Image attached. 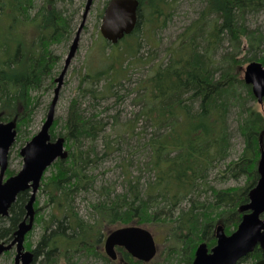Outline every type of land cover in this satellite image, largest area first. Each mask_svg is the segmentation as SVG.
Returning <instances> with one entry per match:
<instances>
[{"label":"trees","instance_id":"obj_1","mask_svg":"<svg viewBox=\"0 0 264 264\" xmlns=\"http://www.w3.org/2000/svg\"><path fill=\"white\" fill-rule=\"evenodd\" d=\"M55 1L45 0L39 5V15L31 18L34 41L30 46L19 43L11 52L0 42V118L15 121L19 140L25 137L23 127L35 113L38 99L34 93L47 79L52 82L59 67L53 45L68 41L72 33L71 17L66 9L55 6ZM139 3L132 34L113 46L116 53H104L102 67L86 65L82 73V93L72 99L61 134L68 157L58 159L42 179L40 190L50 211L47 216L37 215V198L35 222L41 232L35 245L33 230L26 236V249L34 253L32 264H96L97 260L104 264H152L134 259L123 248L117 249L115 261L106 256L103 238L125 225L160 229L166 248L157 254L156 264L166 256L178 257V264H191L199 244L215 245L216 225L223 224L227 233L237 228L242 216L239 208L248 203V193L259 178L264 103L257 102L245 83L243 64L264 63V56L256 54L264 45V32L249 25L251 16L264 11V0H207L197 20L168 46L167 63L151 67L133 83L128 94H134L139 111L133 119L115 124L114 136V127L108 131L109 122L97 110V102L118 95L124 82L131 80L135 62H149L142 61L139 49L143 41H150L149 34L163 28L171 17L170 0ZM27 7L34 9L35 1L15 0L9 11ZM0 26H5L8 38L13 25L0 21ZM224 41H229L234 51L218 54ZM122 42L124 51L119 50ZM245 50L241 57L240 51ZM90 99L93 102L85 109L83 103ZM113 118L118 120L116 115ZM140 121L144 126L138 131ZM57 125L55 120L52 139ZM134 135L142 154L134 170L131 146L122 159L125 187L119 190L114 184L99 183L93 171L122 149L120 143L126 137ZM237 136L244 147L236 159L229 160ZM99 139L102 151L98 150ZM215 171L220 181L245 178V184L216 188L211 182ZM13 174L7 171V176ZM90 193L94 195L89 202L91 213L84 217L77 199ZM29 199V191L20 193L9 215L0 217V240L13 238ZM3 221H7L5 226ZM247 258L254 264L264 259V250L257 247L240 262Z\"/></svg>","mask_w":264,"mask_h":264},{"label":"rangeland","instance_id":"obj_2","mask_svg":"<svg viewBox=\"0 0 264 264\" xmlns=\"http://www.w3.org/2000/svg\"><path fill=\"white\" fill-rule=\"evenodd\" d=\"M36 3V7L25 9H15L13 12L9 11L11 3H14L15 0H0V21H5L7 25H13L10 29L11 34H9L8 38L5 36L4 27L0 26L1 39L0 42L6 44V47L13 52L16 49V46L19 43H23L25 45L30 46L34 41L33 36V26L29 22H31V18L39 15V5L45 3V0H34ZM109 0H94L93 5L90 9V12L87 16L84 28L81 32L80 41H79V49L73 58L71 64L69 65L66 75L64 77V82L59 94V100L56 105V114L55 120L58 121V125L56 126L55 133L56 138L62 137L63 124L64 120L67 116V111L69 105L73 98H76L82 93L80 89V82L82 79V73L86 65H89L92 69L99 68L104 65V61L101 60L105 53V56L110 52L116 53V47H113L109 44L100 33V27L102 23V16L104 12V8L106 3ZM207 0H170L171 2V17L168 18L165 26L163 28H159L154 30L153 34H149L150 41H143L142 47L139 49L138 55L141 57L142 61H149L147 64L143 62H135L132 65L130 70V81H125L122 88L117 91L118 95L121 99L117 98L116 95L104 100H99L96 106L98 111H102L101 116L108 120V131H110L111 127L115 124L121 125L122 123L133 119L135 113H138L139 106L133 101L134 94H128L129 89L133 86L134 82L139 78L145 76L151 67H158L160 65H164L167 63L169 59L168 55V46L172 44L174 40L195 20H197L199 14L204 9ZM56 5L58 8H64L67 10V16L71 17V28L72 33L70 35V39L66 42H62L61 44L53 45V50L59 56L60 64L55 74L53 76L52 82L50 79H47L43 84L41 90L36 94L37 97V106L35 109V113L31 123L23 127V131H26L25 137L21 140L17 139V141L13 144L9 152V168L8 170L13 171L14 173H18L24 164V160L20 151L22 147L29 141L31 138L36 135L49 111L50 104L54 97V89L57 87V83H55V78L59 76L61 71L64 68L65 61L67 55L70 51L71 44L75 38L76 32L80 27V24L83 20V13L85 11L86 4L88 0H56ZM24 12H29V14H24ZM30 17V19H29ZM25 19H29L28 21H24ZM14 20V21H13ZM25 22V23H23ZM29 25V27H28ZM250 27L256 29H260L264 32V11L261 13L255 14L249 18ZM145 32V31H144ZM143 35V34H142ZM33 36V37H32ZM146 37V35H144ZM131 39V38H130ZM129 39V41H131ZM105 46V47H104ZM126 49L125 43H121L119 46V50L124 51ZM224 51H234L229 41H224L222 43V47L218 51V54L223 53ZM245 51H240V56L244 57ZM255 52H253L254 54ZM251 54V53H250ZM258 57L264 56V45L262 46V50L256 52ZM249 62L243 64V67H246ZM54 80V81H53ZM82 99V98H81ZM93 101L90 99L83 103V107L86 109L89 106V103ZM96 102V101H95ZM250 105H254V101L250 102ZM90 114V112H88ZM118 116V120L115 121L113 116ZM144 126V122L140 121L138 125V131L142 129ZM113 135L115 136V127H114ZM151 129L148 127V132ZM55 138V139H56ZM126 141H122V149L116 150L112 153L111 156L108 157L107 160L102 161L100 165L93 171L92 174H96L98 178V182L101 184L109 185L114 184L119 190H122L124 186V176L122 167V159L126 157L129 153V146L132 147V150H135V153L132 155L134 166L132 170H134L137 165L138 158L142 154V149L139 150L140 141L138 137L134 135L133 137H126ZM88 143V142H87ZM235 151L231 156V159H236L241 153L244 145L243 141L240 137L237 136L234 140ZM98 150L102 151L103 144L102 140L99 139L97 141ZM65 149L67 152L66 146ZM126 163L123 162V165ZM51 169V168H50ZM216 172L212 174L211 182L216 186V188L224 189L228 187H242L245 184V178H241L240 180H228V181H220L219 178H216ZM50 170L46 173L49 175ZM138 173V172H137ZM37 198L40 202L37 215L47 216L50 211V206L46 205V197L42 190H39L37 193ZM91 199V200H90ZM94 199L93 194H86L85 197H80L77 199V204L80 208V214L84 217L87 214L91 213L89 202ZM7 221H3L1 225L5 226ZM33 229L32 240L34 241V245L37 243L39 238V234L41 229L36 225ZM111 229H109L110 231ZM155 236V239L158 243L160 252L164 253L166 248V243H164L165 238L160 229L153 228L151 229ZM13 239V238H12ZM11 239V240H12ZM9 240L8 242H10ZM7 242L6 240H3ZM7 242V243H8ZM198 247V246H197ZM197 249V248H196ZM28 250V249H27ZM30 250V249H29ZM32 251V250H31ZM16 255V250L13 248L9 251V254L6 253L0 256V264H14V258ZM178 257H165L160 258V264H178ZM96 264H104V262L97 260L94 261ZM156 264V260L152 263ZM239 264H252L251 259L247 258L244 263L240 262Z\"/></svg>","mask_w":264,"mask_h":264},{"label":"water","instance_id":"obj_3","mask_svg":"<svg viewBox=\"0 0 264 264\" xmlns=\"http://www.w3.org/2000/svg\"><path fill=\"white\" fill-rule=\"evenodd\" d=\"M53 1V0H50ZM93 5L88 0L83 21L71 44L65 65L55 79L50 109L40 131L21 149L24 164L22 169L6 178L9 167V152L16 141L18 131L15 121H2L0 118V217L9 215L10 208L20 193L29 191L30 199L25 205L26 215L14 232L10 243L0 240V256L15 247L14 264H32L33 252L25 249L26 235L34 226L37 193L46 170L58 159H66L65 139L52 140L50 133L55 120L56 105L59 100L67 69L75 57L81 32ZM139 0H109L103 13L100 32L112 45L118 44L126 35L131 34L138 22ZM243 79L252 88V93L259 104L264 103V64L252 61L243 71ZM259 178L249 191L248 203L241 205L243 213L237 229L231 234L225 232L223 225L216 227V244L209 249L206 242L198 245L191 264H238V262L260 246L264 250V149L258 164ZM122 247L134 258L151 261L157 253V244L153 234L142 226L128 225L115 229L105 239L104 248L109 258L116 260V248ZM254 264H264V259Z\"/></svg>","mask_w":264,"mask_h":264},{"label":"bare ground","instance_id":"obj_4","mask_svg":"<svg viewBox=\"0 0 264 264\" xmlns=\"http://www.w3.org/2000/svg\"><path fill=\"white\" fill-rule=\"evenodd\" d=\"M93 1H94V0H93ZM85 10H86V7H85ZM84 13H85V11H84ZM84 13H83V14H84ZM82 17H83V16H82ZM82 21H83V20H82ZM50 105H51V104H50ZM49 109H50V107H49ZM48 112H49V111H48ZM47 115H48V113H47ZM54 121H55V120H54ZM53 124H54V123H53ZM52 126H53V125H52ZM51 128H52V127H51ZM50 133H51V130H50ZM57 138H64V137H57ZM57 138H56V139H57ZM56 139H54V140H56ZM64 139H65V138H64ZM65 150H66V149H65ZM256 183H257V182H256ZM254 186H255V185H254ZM35 217H36V216H35ZM23 219H24V218H23ZM22 221H23V220H22ZM22 221H21V222H22ZM21 222H20V223H21ZM20 223H19V224H20ZM34 225H35V221H34ZM33 228H34V226H33ZM33 228L31 229V231L33 230ZM235 230H236V229H235ZM235 230H234V231H235ZM15 231H16V230H15ZM234 231H233V232H234ZM29 232H30V231H29ZM29 232H28V233H29ZM231 233H232V232H231ZM26 236H27V235H26ZM13 238H14V236H13ZM12 240H13V239H12ZM12 240H11V241H12ZM11 241H10V242H11ZM25 241H26V238H25ZM10 242H8V243H10ZM5 243H7V242H5ZM24 246H25V243H24ZM14 248H15V247H14ZM12 249H13V248H12ZM12 249H11V250H12ZM25 249H26V246H25ZM11 250H8V251H11ZM26 250H27V249H26ZM8 251H6V252H8ZM27 251H30V250H27ZM6 252H5V253H6ZM30 252H32V251H30ZM33 254H34V253H33Z\"/></svg>","mask_w":264,"mask_h":264},{"label":"flooded vegetation","instance_id":"obj_5","mask_svg":"<svg viewBox=\"0 0 264 264\" xmlns=\"http://www.w3.org/2000/svg\"><path fill=\"white\" fill-rule=\"evenodd\" d=\"M196 252V251H195ZM195 256V255H194ZM193 261V260H192ZM192 263V262H191Z\"/></svg>","mask_w":264,"mask_h":264}]
</instances>
